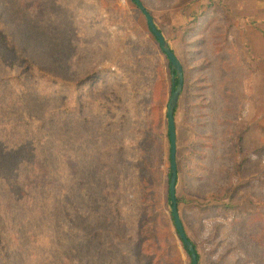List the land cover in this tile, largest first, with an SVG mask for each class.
<instances>
[{
  "label": "rangeland",
  "instance_id": "rangeland-1",
  "mask_svg": "<svg viewBox=\"0 0 264 264\" xmlns=\"http://www.w3.org/2000/svg\"><path fill=\"white\" fill-rule=\"evenodd\" d=\"M140 1L182 66L176 197L199 264H264V27L222 0ZM168 64L131 0H0V264H190Z\"/></svg>",
  "mask_w": 264,
  "mask_h": 264
},
{
  "label": "water",
  "instance_id": "water-1",
  "mask_svg": "<svg viewBox=\"0 0 264 264\" xmlns=\"http://www.w3.org/2000/svg\"><path fill=\"white\" fill-rule=\"evenodd\" d=\"M145 17L146 24L149 32L154 36L159 49L167 57L171 78H172V91L167 104L166 117H167V131L169 138V185L168 193L171 202V216L175 231L178 235L180 242L184 249L189 253L190 264H198L195 248L191 241L188 239L184 230L183 224L179 217L178 205L176 202V182H177V163H176V130L174 113L176 105L179 101L180 93L183 88V71L182 66L176 55L171 51L168 43L163 34L158 30L154 23L153 17L146 10L140 0H131ZM175 78L177 83L175 84Z\"/></svg>",
  "mask_w": 264,
  "mask_h": 264
},
{
  "label": "crops",
  "instance_id": "crops-1",
  "mask_svg": "<svg viewBox=\"0 0 264 264\" xmlns=\"http://www.w3.org/2000/svg\"><path fill=\"white\" fill-rule=\"evenodd\" d=\"M222 1H224V3L228 5V9L231 11V14L234 16L233 18L234 22H239V20L237 19H240L242 16L245 17L252 16L254 17L253 22H255L254 23L255 27L256 26L264 27V0H222ZM242 1H243V9L241 5ZM211 2H219V0H200L199 5H205L208 3L207 5L209 6ZM208 6L206 7V9L209 10L210 12H213L212 11L213 8L208 9ZM235 17L237 19H235ZM233 26L234 28L232 29V31L233 30L235 31V28L237 27L234 24ZM249 27H248V32H251L252 26ZM258 28L260 30H258V35H256V39L259 42L260 49H254L255 50L254 58L255 57L264 58V36H263L264 28L263 29H261L260 27ZM260 69L262 70H260L259 77H257L256 79L255 88L257 90L258 87H256V84L259 81V84L260 86H263V91H264V66L260 67ZM252 108L254 109V113H253L254 121L256 122V126H257V128H255V130L252 132L255 135H257V138L264 139V94L263 97L258 95L255 96L254 100H252ZM258 153L264 154V150H262L261 152L258 151Z\"/></svg>",
  "mask_w": 264,
  "mask_h": 264
},
{
  "label": "trees",
  "instance_id": "trees-1",
  "mask_svg": "<svg viewBox=\"0 0 264 264\" xmlns=\"http://www.w3.org/2000/svg\"><path fill=\"white\" fill-rule=\"evenodd\" d=\"M141 2V1H140ZM214 3V4H213ZM215 3H218V2H211L210 5L208 6V9L209 7L211 6V4L215 5ZM159 30V29H158ZM160 31V30H159ZM162 33V32H161ZM151 34V33H150ZM152 35V34H151ZM153 36V35H152ZM263 36H264V33H263ZM154 38V36H153ZM155 39V38H154ZM156 41V40H155ZM172 51V50H171ZM173 52V51H172ZM164 56L165 54L163 52H161ZM165 58L167 59V57L165 56ZM169 66V64H168ZM169 69H170V66H169ZM177 83V78H175V84ZM167 119V117H166ZM167 137H168V131H167ZM169 140V138H168ZM168 185H169V177H168ZM167 201L169 203V206L171 207V202H170V198H169V193L167 192ZM176 202H177V205L180 203V199L176 197ZM170 214H171V211H170ZM172 218V216H171ZM177 234V233H176ZM189 239V238H188ZM190 240V239H189ZM157 242V241H156ZM192 243V242H191ZM156 244V243H155ZM193 244V243H192ZM182 245V243H181ZM194 248H195V245L193 244ZM182 248L184 250V252L186 253V255L189 257V253L184 249L183 245H182ZM195 251H196V255H197V259H198V264H199V254L197 253V250L195 248ZM158 252H161V250L158 248ZM158 259L161 260L160 256H158ZM190 259V258H189Z\"/></svg>",
  "mask_w": 264,
  "mask_h": 264
}]
</instances>
